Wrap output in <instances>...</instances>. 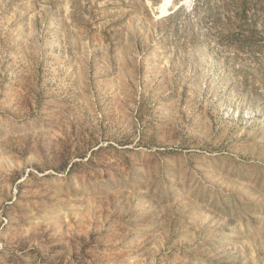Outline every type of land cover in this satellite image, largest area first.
I'll use <instances>...</instances> for the list:
<instances>
[{
    "label": "rangeland",
    "instance_id": "374dc122",
    "mask_svg": "<svg viewBox=\"0 0 264 264\" xmlns=\"http://www.w3.org/2000/svg\"><path fill=\"white\" fill-rule=\"evenodd\" d=\"M198 1L0 0V264H264V5Z\"/></svg>",
    "mask_w": 264,
    "mask_h": 264
},
{
    "label": "trees",
    "instance_id": "16d2710c",
    "mask_svg": "<svg viewBox=\"0 0 264 264\" xmlns=\"http://www.w3.org/2000/svg\"><path fill=\"white\" fill-rule=\"evenodd\" d=\"M202 1H204V3H205V1H207V0H200L195 4V6L198 5ZM235 5L242 10V12H243L242 22L246 23V17H247L246 13H247L249 7H252L254 5L255 6L261 5L262 6V5H264V0H235ZM244 26L247 27V25H244ZM242 35H243V37H249V38L255 37V35L252 34L251 32L248 35H245V34H242Z\"/></svg>",
    "mask_w": 264,
    "mask_h": 264
}]
</instances>
